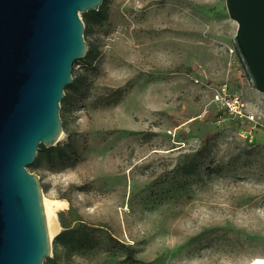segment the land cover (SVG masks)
<instances>
[{
	"label": "rangeland",
	"instance_id": "374dc122",
	"mask_svg": "<svg viewBox=\"0 0 264 264\" xmlns=\"http://www.w3.org/2000/svg\"><path fill=\"white\" fill-rule=\"evenodd\" d=\"M237 27L226 0H108L84 37L96 57L79 59L78 85L64 89L65 150L28 167L44 199H61L58 221L72 206L95 228L71 264L264 257V92L233 50ZM223 84L255 121L220 107Z\"/></svg>",
	"mask_w": 264,
	"mask_h": 264
},
{
	"label": "water",
	"instance_id": "95a60500",
	"mask_svg": "<svg viewBox=\"0 0 264 264\" xmlns=\"http://www.w3.org/2000/svg\"><path fill=\"white\" fill-rule=\"evenodd\" d=\"M103 0H0V264L52 256L43 187L28 167L39 145L62 136L60 103L89 44L80 13ZM237 22L233 50L248 82L264 92V0H226Z\"/></svg>",
	"mask_w": 264,
	"mask_h": 264
},
{
	"label": "trees",
	"instance_id": "16d2710c",
	"mask_svg": "<svg viewBox=\"0 0 264 264\" xmlns=\"http://www.w3.org/2000/svg\"><path fill=\"white\" fill-rule=\"evenodd\" d=\"M107 3H108V0H103L102 4L99 7V10L97 11L88 10L87 12L81 13L82 19L85 24L84 37L89 35L91 26H93L94 24H100L104 20H106ZM88 44H89V50L87 52L85 60L88 63H91L96 57L97 48L92 43H88ZM77 61L78 60H76L74 64ZM78 82H79V76L76 75L73 79V82L67 86V89L76 88V86L78 85ZM60 116H62L61 118L63 121V129L64 131H66V120L64 118V114L62 113V115ZM64 150H65L64 145L57 144L51 147H47L41 143L39 145V151L37 154V158L35 162L31 164L29 167L31 168L32 171H34L41 165L43 159L46 156L51 155L54 151H57L60 154H63ZM42 187L45 189L43 185ZM66 213H67V216L70 218V222L71 223L73 222L74 224L73 225L68 224L65 211H61L58 213L59 221L64 229L53 240V248H52L53 256L46 258L43 264H71L69 262V259L72 256L74 249L83 246L87 242V238L95 230L94 227L89 226L80 220V218L78 217V214L76 213L75 209L72 206L68 208ZM72 233H79V236L77 238H72L68 243L64 245L63 243H64L65 238ZM64 256H65V259H68V260H63ZM130 258H132V255H130Z\"/></svg>",
	"mask_w": 264,
	"mask_h": 264
},
{
	"label": "built area",
	"instance_id": "2783aa9c",
	"mask_svg": "<svg viewBox=\"0 0 264 264\" xmlns=\"http://www.w3.org/2000/svg\"><path fill=\"white\" fill-rule=\"evenodd\" d=\"M214 100L220 107L229 114L234 115L238 120L255 121V115L246 111L245 104L241 97L232 92L227 84H223L215 90ZM252 136V131H248Z\"/></svg>",
	"mask_w": 264,
	"mask_h": 264
},
{
	"label": "bare ground",
	"instance_id": "6f19581e",
	"mask_svg": "<svg viewBox=\"0 0 264 264\" xmlns=\"http://www.w3.org/2000/svg\"><path fill=\"white\" fill-rule=\"evenodd\" d=\"M61 202L60 200H54V202L44 199L46 218L48 221V228L50 236L53 237L59 230V221L56 214V205ZM249 264H264V257L254 258Z\"/></svg>",
	"mask_w": 264,
	"mask_h": 264
}]
</instances>
